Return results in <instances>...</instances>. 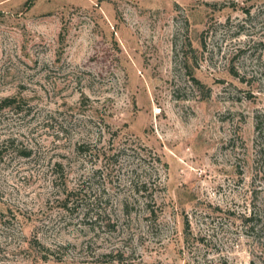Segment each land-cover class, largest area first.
<instances>
[{
	"label": "rangeland",
	"instance_id": "374dc122",
	"mask_svg": "<svg viewBox=\"0 0 264 264\" xmlns=\"http://www.w3.org/2000/svg\"><path fill=\"white\" fill-rule=\"evenodd\" d=\"M0 264H264V0H0Z\"/></svg>",
	"mask_w": 264,
	"mask_h": 264
},
{
	"label": "trees",
	"instance_id": "16d2710c",
	"mask_svg": "<svg viewBox=\"0 0 264 264\" xmlns=\"http://www.w3.org/2000/svg\"><path fill=\"white\" fill-rule=\"evenodd\" d=\"M6 101H9V100H6Z\"/></svg>",
	"mask_w": 264,
	"mask_h": 264
}]
</instances>
